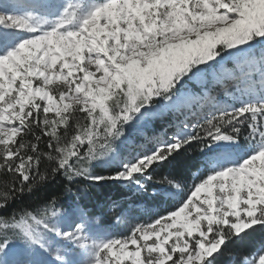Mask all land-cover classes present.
I'll use <instances>...</instances> for the list:
<instances>
[{
    "label": "snow or ice",
    "instance_id": "6c2138e0",
    "mask_svg": "<svg viewBox=\"0 0 264 264\" xmlns=\"http://www.w3.org/2000/svg\"><path fill=\"white\" fill-rule=\"evenodd\" d=\"M0 264H264V0H0Z\"/></svg>",
    "mask_w": 264,
    "mask_h": 264
},
{
    "label": "trees",
    "instance_id": "16d2710c",
    "mask_svg": "<svg viewBox=\"0 0 264 264\" xmlns=\"http://www.w3.org/2000/svg\"><path fill=\"white\" fill-rule=\"evenodd\" d=\"M116 193L114 192L113 195H115ZM108 220H111V216L107 217Z\"/></svg>",
    "mask_w": 264,
    "mask_h": 264
}]
</instances>
